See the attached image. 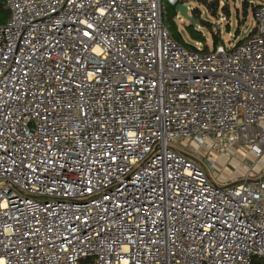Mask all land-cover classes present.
Listing matches in <instances>:
<instances>
[{
	"label": "built area",
	"instance_id": "built-area-1",
	"mask_svg": "<svg viewBox=\"0 0 264 264\" xmlns=\"http://www.w3.org/2000/svg\"><path fill=\"white\" fill-rule=\"evenodd\" d=\"M2 1L0 264H264V174L170 145L264 155V0L209 52L165 0Z\"/></svg>",
	"mask_w": 264,
	"mask_h": 264
},
{
	"label": "rangeland",
	"instance_id": "rangeland-1",
	"mask_svg": "<svg viewBox=\"0 0 264 264\" xmlns=\"http://www.w3.org/2000/svg\"><path fill=\"white\" fill-rule=\"evenodd\" d=\"M244 0H205L199 3L196 0L190 1V13L193 9L197 8L200 11V16L207 21L212 22V32L221 34V44L230 47L246 37L255 25L253 17V7L248 6L244 9ZM259 1V0H255ZM219 2V16L212 15L208 6L210 3ZM168 0H165L164 5L168 6ZM172 4V3H171ZM170 4V5H171ZM226 5L229 10L223 11L222 7ZM178 29L183 36L191 41L189 31L186 26L190 22L184 20L181 15L177 17ZM199 30H202L206 37V44L213 46L212 32L207 28L194 24ZM239 32V33H238ZM171 146L179 149L184 154L190 156L192 159L200 164H203L211 178L218 185L231 184L242 180L246 175L250 174L251 179H255L258 174H264V155L260 158L254 156L249 147L241 145H230L227 148L219 151L212 150L210 146H199L192 140H176L170 143ZM210 164L212 166L210 167Z\"/></svg>",
	"mask_w": 264,
	"mask_h": 264
},
{
	"label": "trees",
	"instance_id": "trees-1",
	"mask_svg": "<svg viewBox=\"0 0 264 264\" xmlns=\"http://www.w3.org/2000/svg\"><path fill=\"white\" fill-rule=\"evenodd\" d=\"M190 1H192V0H176V4H179V3L188 4ZM196 1H198L199 3H205V2H202L205 0H196ZM218 3L219 2H216V3L212 2L208 6L209 11L212 13V15H215L217 17L219 16V13H220ZM170 4L168 6H165L163 3V19H164L165 25L170 30L173 37H175L179 42H181L182 44H184L185 46H187L189 48H194L195 42H203V44H204L203 51L209 52L210 48L206 44V37L203 34L202 30H199L196 25L190 24V25L186 26L187 30L189 31V35L192 39L191 41H188L183 36V34L178 29V22L176 21L177 17H179V13L176 10V5H173V4L170 5ZM256 5H257V1H253V0H244L243 1L244 9H247L248 6L253 7V14H254ZM227 8L228 7L226 5H224L222 7V10L229 12V10ZM191 14L195 19H198L200 21V24H199L200 26L207 28L209 31L212 32V24H211L212 22L204 20L200 16V11L197 8L193 9ZM9 16H10V12H9L8 7L6 6L4 1L0 0V25L4 24L9 19ZM253 31H254V27H252L251 31L249 32V34L246 37L251 35L253 33ZM246 37H244L243 39H241L238 42H242ZM212 38H213V44L212 45L214 47L221 44L222 38H221L220 32L215 33V34L212 32ZM79 264H96V263H95L94 259L86 258V259H83Z\"/></svg>",
	"mask_w": 264,
	"mask_h": 264
},
{
	"label": "water",
	"instance_id": "water-1",
	"mask_svg": "<svg viewBox=\"0 0 264 264\" xmlns=\"http://www.w3.org/2000/svg\"><path fill=\"white\" fill-rule=\"evenodd\" d=\"M172 4L176 5V10L184 20L189 21L190 24H200V21L195 19L190 13L189 6L187 4H176V1L172 2Z\"/></svg>",
	"mask_w": 264,
	"mask_h": 264
}]
</instances>
